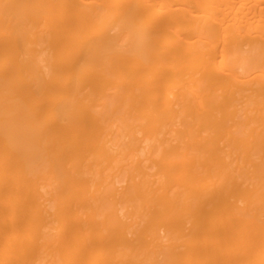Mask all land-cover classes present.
Returning <instances> with one entry per match:
<instances>
[{"label": "bare ground", "instance_id": "obj_1", "mask_svg": "<svg viewBox=\"0 0 264 264\" xmlns=\"http://www.w3.org/2000/svg\"><path fill=\"white\" fill-rule=\"evenodd\" d=\"M0 264H264V0H0Z\"/></svg>", "mask_w": 264, "mask_h": 264}]
</instances>
